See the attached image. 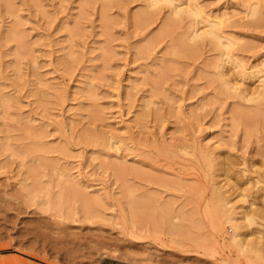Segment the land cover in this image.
Listing matches in <instances>:
<instances>
[{"label":"rangeland","instance_id":"obj_1","mask_svg":"<svg viewBox=\"0 0 264 264\" xmlns=\"http://www.w3.org/2000/svg\"><path fill=\"white\" fill-rule=\"evenodd\" d=\"M196 1L241 66L166 3L0 0V264H264V0Z\"/></svg>","mask_w":264,"mask_h":264},{"label":"bare ground","instance_id":"obj_2","mask_svg":"<svg viewBox=\"0 0 264 264\" xmlns=\"http://www.w3.org/2000/svg\"><path fill=\"white\" fill-rule=\"evenodd\" d=\"M112 1L113 0H103L104 7L108 8L109 5L112 3ZM146 1H147L148 6H147V11H145L144 14H147V15L153 14L156 11V8L162 7L163 3H166L169 5L170 15L167 17V19L165 20L163 24L164 25L163 30L164 28L165 29L173 28L176 24H178V22H180V20L184 18H190L191 20L190 32L188 33V35L186 34V38L185 37L181 38V39L183 38L187 39V40L183 39L185 41L182 40V42L180 41L181 44L183 43L184 45H187L188 47L195 46L198 42L197 37L209 38V40L213 44L221 48V51H222L221 54L223 55V57L217 61L218 63L216 62L218 69L221 67H224L226 62H231V65L233 68L236 66L242 65L241 62L237 60L238 59L237 57L236 58L233 57L234 53L232 54V52L229 50L230 46H232L234 42L232 39H230V37H228V34L223 29V26L225 25V20H223L222 18H211L209 15L204 13L202 7L196 0H146ZM250 13L253 14L254 16L255 15L257 16L256 20L261 19L259 17V15L261 14V9L259 6L257 7V3L251 7ZM200 23H204V26L202 27L198 26ZM180 42L178 41L179 44ZM218 73H219L218 75L219 79L221 80L222 85L224 86L226 90H235L238 87H242L244 89L242 90V94L244 98H252L250 94L258 92L259 94H257V96H253V98L260 97L261 98L260 101H262V99L264 101V91H263L264 90V73L259 75L258 78L260 81L257 87L252 91V93L246 90L247 87L245 86L246 83L244 82L245 78H243L241 81L236 78L235 79L227 78L226 76L227 71L224 72L222 69H220ZM241 73L243 75L248 74L244 71V69L241 71ZM247 77L249 76L247 75ZM238 85H241V86H238ZM244 113H246V111H244ZM225 204H228V203H225Z\"/></svg>","mask_w":264,"mask_h":264},{"label":"crops","instance_id":"obj_3","mask_svg":"<svg viewBox=\"0 0 264 264\" xmlns=\"http://www.w3.org/2000/svg\"><path fill=\"white\" fill-rule=\"evenodd\" d=\"M98 264H116L115 259L113 258H107L102 259Z\"/></svg>","mask_w":264,"mask_h":264}]
</instances>
